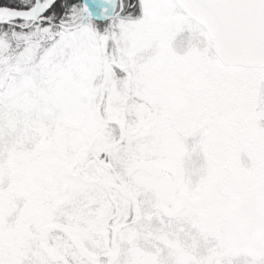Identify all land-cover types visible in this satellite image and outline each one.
<instances>
[{"label": "snow or ice", "instance_id": "obj_1", "mask_svg": "<svg viewBox=\"0 0 264 264\" xmlns=\"http://www.w3.org/2000/svg\"><path fill=\"white\" fill-rule=\"evenodd\" d=\"M0 264H264V0L0 4Z\"/></svg>", "mask_w": 264, "mask_h": 264}, {"label": "trees", "instance_id": "obj_2", "mask_svg": "<svg viewBox=\"0 0 264 264\" xmlns=\"http://www.w3.org/2000/svg\"><path fill=\"white\" fill-rule=\"evenodd\" d=\"M8 3V0H0V4H6Z\"/></svg>", "mask_w": 264, "mask_h": 264}]
</instances>
